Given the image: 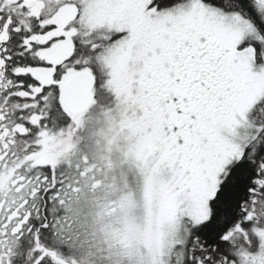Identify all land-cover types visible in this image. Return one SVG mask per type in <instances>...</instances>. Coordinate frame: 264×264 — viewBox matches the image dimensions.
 Wrapping results in <instances>:
<instances>
[{
	"label": "snow or ice",
	"instance_id": "obj_1",
	"mask_svg": "<svg viewBox=\"0 0 264 264\" xmlns=\"http://www.w3.org/2000/svg\"><path fill=\"white\" fill-rule=\"evenodd\" d=\"M0 264H264V0H0Z\"/></svg>",
	"mask_w": 264,
	"mask_h": 264
}]
</instances>
